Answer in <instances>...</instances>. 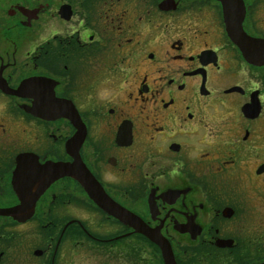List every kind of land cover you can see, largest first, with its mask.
Returning <instances> with one entry per match:
<instances>
[{"label":"flooded vegetation","instance_id":"af4514ba","mask_svg":"<svg viewBox=\"0 0 264 264\" xmlns=\"http://www.w3.org/2000/svg\"><path fill=\"white\" fill-rule=\"evenodd\" d=\"M0 77V264H264V0H0Z\"/></svg>","mask_w":264,"mask_h":264},{"label":"water","instance_id":"95a60500","mask_svg":"<svg viewBox=\"0 0 264 264\" xmlns=\"http://www.w3.org/2000/svg\"><path fill=\"white\" fill-rule=\"evenodd\" d=\"M244 55L246 57L252 56V50L242 49ZM0 88L6 93L13 95L15 92L10 90L7 86L6 82L0 77ZM20 94V92H19ZM40 104H43L41 100H37ZM37 115L43 116L46 114H50L53 112L49 111H36L34 112ZM74 124L75 118H70ZM79 136H75L67 145L68 153L73 158L72 163L67 164H48L46 170H49V174L55 179L65 176L68 178H72L77 181L84 191L87 193L88 197L95 202L100 209H102L106 214L112 216L119 221L130 224L136 228V232L143 233L148 237L152 238V240L158 244L162 249L170 250L168 244L161 239V237H156L151 230L147 229L144 224L141 226L139 223V218L127 211L114 201L110 199L104 192L103 188L99 185V183L94 179L91 173L87 170V168L83 165L82 161L80 160L79 152L76 146V142L78 141ZM54 179V180H55ZM32 209L19 207V208H12V209H0V216H10V217H17L24 215L25 213H29L32 215L34 207ZM171 256V255H170Z\"/></svg>","mask_w":264,"mask_h":264},{"label":"rangeland","instance_id":"374dc122","mask_svg":"<svg viewBox=\"0 0 264 264\" xmlns=\"http://www.w3.org/2000/svg\"><path fill=\"white\" fill-rule=\"evenodd\" d=\"M84 215V214H83Z\"/></svg>","mask_w":264,"mask_h":264}]
</instances>
